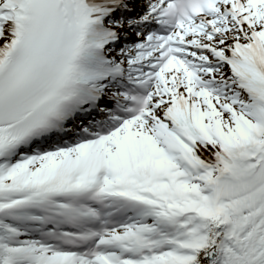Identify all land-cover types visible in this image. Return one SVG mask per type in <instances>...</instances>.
<instances>
[{
	"label": "snow or ice",
	"instance_id": "snow-or-ice-1",
	"mask_svg": "<svg viewBox=\"0 0 264 264\" xmlns=\"http://www.w3.org/2000/svg\"><path fill=\"white\" fill-rule=\"evenodd\" d=\"M0 264H264V0H0Z\"/></svg>",
	"mask_w": 264,
	"mask_h": 264
}]
</instances>
